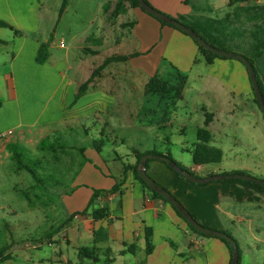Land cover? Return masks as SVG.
I'll return each mask as SVG.
<instances>
[{
	"label": "crops",
	"instance_id": "obj_1",
	"mask_svg": "<svg viewBox=\"0 0 264 264\" xmlns=\"http://www.w3.org/2000/svg\"><path fill=\"white\" fill-rule=\"evenodd\" d=\"M119 1L123 2L125 12L117 14ZM162 1L148 0L156 9L163 10L175 19H185L181 12L178 16L175 15L170 8L162 4ZM181 1L175 0V3ZM257 2L262 3V0L247 3V6L250 7L252 3ZM182 3L196 9L189 0ZM103 8L108 11L105 28L97 40L98 44L84 46L85 56L97 57L102 50L122 47L123 40L128 42L129 39L135 38L138 47L134 53L138 54L137 57L126 62L110 64L124 65L117 74H120L118 81L123 83L125 88L131 89L142 74H147L150 78L157 76L169 85L178 84L180 77H185L182 97L178 99L176 106L179 111L177 121L181 133L184 135L191 124L197 123L198 126L200 123L198 131L205 129L210 136L206 146L220 151L223 156L214 166L194 164V167L188 169L189 172L198 178L243 173L241 175L264 180V114L254 101L255 95L246 66L235 59H215L212 64H207L192 37L170 26L162 25L140 8H131L124 0H109ZM239 20L244 23L246 19ZM224 22L229 25L236 24L235 21ZM109 25L113 27L117 25L118 28L108 31ZM33 30H36V27ZM46 41V38L28 41L24 36L16 37L14 40L18 52L12 65L15 66L25 46L31 42L29 48L33 63L31 65L30 62L28 67L34 68L35 71L41 70L42 80L44 79L46 83L55 80L51 88L53 84L56 86L53 87L49 99L51 102L57 100V105L50 108L46 104L36 117H31L35 112L28 106L26 109L18 107L19 111L15 117L2 115L9 104L17 107L21 100L15 76L11 78L10 75H6L12 92L9 100L0 108V135L9 131L13 134L0 141L2 173L8 171L5 170L8 160L13 161L7 145L13 142L12 138L16 134L14 129H23L19 132L18 139L30 140L42 135L47 129L51 130L50 125L68 124L77 118L76 112L83 111L91 105L93 107L99 99L108 97L102 86L97 88L91 85L88 93L75 106L69 108L83 83L73 84L66 81L67 77L63 76V73L67 69L71 70V67L68 68L65 62H53L51 55L46 64L35 63L38 50ZM88 41L89 38L85 39L84 43ZM244 41H248V36L238 39L236 43ZM228 46L234 48L235 45L229 43ZM113 56L120 55L113 54L110 57ZM109 66L103 70L101 79L108 72ZM256 69L264 85V54L256 64ZM60 90L62 93H59ZM149 96L161 100L160 95ZM198 112L205 116L207 113L213 115L208 125L207 117L206 119L194 117ZM168 119L169 117H151L149 127L153 130L151 137L154 144H148L143 151L130 149L129 153L122 157L115 153L114 156H107L105 160L101 156L104 147L101 153L95 148L88 150L75 147L52 151L54 155L61 152L70 156V152L76 149L82 155L81 159L83 158V161L78 163V172L83 177L72 178L70 187L63 190L59 199L65 218L38 240L26 241L24 244L11 240L4 243L5 245L1 242L0 264H230L231 254L225 243L218 238H206L194 233L169 203L153 197L135 179L132 171L125 170L126 165L136 163V151L141 153L152 151L156 147L155 143H161L156 129L173 127ZM161 121L165 125L160 128ZM39 126H45L46 129L42 128L43 130L38 133L35 130ZM198 131L197 143L191 145L193 148L202 143L199 141ZM166 145L172 144L166 142ZM165 151L158 152L171 153L169 149ZM192 151L189 150L187 153L191 155ZM67 158L69 159L66 170L70 171L74 166V159L71 156ZM206 166L209 167L204 172ZM14 169L22 171L17 166ZM147 173L183 204L196 219L213 230L227 233L228 225L232 224L234 228L237 221L241 225L249 226L252 219L261 216L259 211L264 205V191L248 182L229 180L195 184L179 177L167 165L156 159L148 164ZM116 187L119 189L112 191ZM94 190L108 193L100 195L94 207L82 213L88 206ZM5 202L0 203V217L11 209V204L6 199ZM30 205L28 208H34V204ZM96 209H107V216L95 219L93 211ZM43 212L44 208L41 207V216ZM149 231L153 246L150 254L147 253ZM85 249L93 254L92 257L81 254Z\"/></svg>",
	"mask_w": 264,
	"mask_h": 264
},
{
	"label": "rangeland",
	"instance_id": "obj_2",
	"mask_svg": "<svg viewBox=\"0 0 264 264\" xmlns=\"http://www.w3.org/2000/svg\"><path fill=\"white\" fill-rule=\"evenodd\" d=\"M63 1L0 0V22L8 23L15 30H19L22 34L20 37L24 36L28 41L35 38H46L47 41L43 44L47 47L49 58L51 55L53 62H65L68 68L71 67V70L67 69L63 76L67 77L66 81L73 84L87 81L92 72L113 54L120 56L137 54L134 53L138 47L137 42L135 38H132L128 42L123 40L122 47L102 50L97 57L85 56L83 51L85 45L90 46V44L99 43L97 40L105 28L106 14H108L103 6L109 0H74V2L68 0L69 3L61 14ZM182 1L175 3V0H163L162 4L170 8L177 16L181 12L185 16L184 22L187 24L198 22L205 26L209 25L210 19H221L232 23L239 21L235 27L240 29L244 26L239 19L249 15L248 8L250 7L247 6V3H240L239 6L231 7L229 0H189L191 5L196 8L192 9L191 6L185 5ZM124 3L128 4L126 0ZM253 5L256 7L264 6V0L262 3H252L250 6ZM158 11L172 17L164 13L163 10L159 9ZM229 26L231 27V25ZM35 27L36 30H33ZM116 28H118L117 25L114 27L109 25L107 30L111 31ZM15 36L10 28H0V99L3 103L8 101L12 92L6 75H10L11 78L15 76L17 90L21 96L19 106L9 104L3 110L2 115L15 117L19 111L18 107L26 109L28 106L35 112L34 116L31 117H36L46 104L50 108L56 107L57 100L51 102L49 99L53 87L56 86L53 84L51 88V84L55 80L46 83L44 79L42 80L41 70L35 71L34 68L28 67L30 62L31 65L33 63L29 48L31 42L25 46L21 57L15 62V66L12 65L18 52L14 42L17 37ZM87 38L89 41L85 44L84 40ZM62 44L64 46H61ZM225 48L227 50L232 49L228 45ZM35 63H37L36 57ZM122 67H124L123 64L110 65L108 72L102 79L103 71H101L100 75L94 79L92 87L99 88L102 86L108 97L99 99L93 104L95 105L93 107L91 105L83 111L76 112L77 118L75 120L73 119L64 125H50L51 130L47 129L42 135L40 134L30 140L18 139L17 136L22 128L14 129L16 134L12 141L26 149L24 163L35 170L38 180H35L26 170L14 169L16 163L11 160H8L5 166V170H8L6 173H2L0 169V203L5 202L6 199L11 204L10 211L7 210L5 215L0 217V243L6 244L11 240V242L17 241L24 244L26 241L38 240L42 235L45 236L65 218V212L61 200H59L63 190L70 187L72 178L83 177L78 172V163L83 159H81L82 155L76 149L71 150L69 155L74 159V166L68 171L66 170L69 159L67 157L70 156L61 152L54 155L52 151H40L39 144L45 138L44 146L48 147L52 144L60 150L71 149L70 147L90 150L95 148L96 142L102 140L105 144L101 156L106 160L109 155L114 156L117 153L122 157L129 153L128 150L130 149L143 151L148 147V144H154L152 143L153 137H151L153 130H150L149 120L151 117H169L168 120L171 121L173 127L156 129L161 143H155V149L162 152L169 149L173 159L177 160L182 167L187 168V171L195 166L191 155L187 152L194 150L191 145L197 143L196 133L200 128V123L198 126L197 123L191 124L185 134L182 135L180 124L177 121V117H179V111L176 108L178 99H176L174 92V87L177 84H174L175 86L170 85V92L166 96H161V100L153 99V96L144 94V84H147L150 76L142 74L134 86L127 89L123 83L118 81L120 74L117 73L123 69ZM63 89L64 87H62ZM62 90L59 93H62ZM72 107V105L69 106V108ZM69 112L74 113V111ZM194 117L206 119V116L200 112L196 113ZM159 124L160 128L165 125L163 121ZM40 127H37L35 131L39 133L40 130L46 129L45 126ZM166 142L172 145L168 146ZM182 147L187 149H182ZM56 158L59 160L57 161ZM210 164L214 166L216 163ZM208 167H204V172ZM262 190L264 191V189ZM30 202L34 204V208H28ZM41 207L44 208L43 216H41ZM259 213L260 218L252 219L249 226L241 225L236 221L234 223L236 227L233 228L232 224L226 227L227 234L232 235L243 249V264H264V205ZM197 220L199 221V219ZM199 223L203 225L200 221ZM203 226L207 227L206 225Z\"/></svg>",
	"mask_w": 264,
	"mask_h": 264
},
{
	"label": "trees",
	"instance_id": "obj_3",
	"mask_svg": "<svg viewBox=\"0 0 264 264\" xmlns=\"http://www.w3.org/2000/svg\"><path fill=\"white\" fill-rule=\"evenodd\" d=\"M126 1L130 4L131 8H140L143 12L150 15L148 12H146L144 9H142L140 7L138 0H126ZM145 1L147 3H149L148 0H145ZM254 1H256V0H229V5L231 7H233V6L240 4V3H250V2H254ZM67 5H68V0H64L63 1V7L61 9V14L66 9ZM248 9H249V15L245 18L246 20L243 23L244 25L242 24V26H244V27H240V29L238 27H235L238 22H236V24H234V25H231V27H230L228 25V23H225L222 20L220 21V20H215V19H210L208 21L209 25H205V26L200 25L198 22L194 23V24H187L186 22H184V18H179L177 20L182 22L183 24L187 25L191 29H193L205 41H207L209 44H211L213 47H215L217 49L227 50L225 48L226 45H228L229 43L234 44L235 45L234 48H232L231 50H227V51L239 53V54L245 56L250 61V63L253 65V67L255 69V72L257 75V80H258V83H259V86H260V89H261V92H262V95L264 98V85L260 81V78H259V75H258V72L256 69V64L258 63V61L262 58V56L264 54V6L256 7V5L255 6L253 5L252 7L250 6V8H248ZM117 10H118L117 14L125 12V7H124L122 1L118 2ZM150 16L153 17L152 15H150ZM153 18H155V17H153ZM155 19L158 20L164 26H170L176 30L181 31L185 35H188L186 32H184V31H182V30H180V29H178V28H176L170 24H167L163 21H160L157 18H155ZM233 27H235V28L233 29ZM0 28H10L11 31H13L17 37L22 36V34L19 30H15V28L12 27L11 25H9L8 23L0 22ZM188 36H190V35H188ZM245 36H248V41H244L242 43H236V41L238 39H241L242 37H245ZM196 44L199 46V50H200L201 54L203 55V57L205 58L207 64H212L215 59H223V60L228 59V58L219 57V56L215 55L214 53L206 50L198 42H196ZM137 55L138 54H134V55H130V56H113V57L107 58L104 61V63L101 66H99L92 73L91 77L79 87L78 92L76 93L74 101L72 103V106H74L78 102V100H80L83 96H85L88 93L90 86L94 83V79L97 78L100 75L101 71H103L107 66H109L110 64H112L114 62H126L129 59L136 57ZM48 59H49V53L47 51V47L45 46V44H41V46L38 50V54L36 56V62L40 65H43V64H46L48 62ZM185 83H186L185 77H180L178 84L174 87L176 99H180L182 97V92H183ZM169 86L170 85L168 82H165V81L159 79L157 76H153L149 79V81L145 85L144 94L147 96L148 95L166 96L170 92ZM253 91H254V89H253ZM254 95H255V91H254ZM254 101L257 104V106L259 107V109L261 110L256 95H255ZM2 106H3V101L0 99V108ZM206 117H207L206 125H208L210 123V118H212L213 115L207 113ZM198 134H199V141L202 143L195 145L194 150L191 152L193 163L195 165L199 166V165H206V164H210V163L220 162L222 160L221 152L218 150H213V149L206 146V144L209 142V138H210L208 131H206L205 129H200L198 131ZM45 139H43L42 142L39 144L40 151H53V152H55L57 149L56 146H54L52 144H50V146H48V147H46V145L44 146ZM104 144L105 143L102 140L100 142L98 141L95 143V148L97 149V151L99 153H101V150H102ZM7 149L11 153V159L16 163V166L20 169L26 170L28 173H30L33 176V178L35 180H38V175L35 172V170L31 169V167L25 165V163H24V160H25L24 153L26 154V149L24 147L20 146L19 144L14 143V142L9 143L7 145ZM80 151H83V149H80ZM150 154L157 155V156H167L170 159L174 160L171 153L163 154V153L158 152L157 149H153L152 151H147L145 153H141V152L136 151L135 152L136 163L134 165H126L125 170L132 171L135 179L137 181H139L144 186V188L146 190H148L153 195V197L158 198V199H160L166 203H169L160 194H158L157 192L152 190L139 176L138 170H139V167L141 165V160L145 155H150ZM152 160L153 159H149L147 161V167H148V164ZM160 162H162V161H160ZM162 163L167 165L165 162H162ZM177 164L184 171H187L178 162H177ZM169 168L173 172H175L179 177L183 178L179 173L174 171L171 167H169ZM236 174H243V173H236ZM232 181L248 182V183L256 185L257 187H259L261 189H264L263 186L257 185L255 183L250 182V181L238 180V179H233ZM118 189H119V187H116L112 191H115V190L117 191ZM112 191H110V192H112ZM105 193H108V191L94 190V194H93L88 206L86 207V209L82 213H86L89 210H91L94 207V204H95L97 198L100 195L105 194ZM171 206L176 211V213L189 225V227L191 228V230L194 233H196L202 237L214 238V237H211L208 235H203V234L199 233L198 231H196L187 222V220L180 214V212L173 205H171ZM93 216L97 220L104 218L107 216V209H96L93 211ZM197 222H199V221L197 220ZM218 239L221 240L223 243H225L226 246L228 247L229 252L231 254V261H230V264H231L232 258H233V246H232V244L230 242L224 240V239H220V238H218ZM237 246H238L239 256H240L238 264H243V249L240 247L238 242H237ZM152 251H153V246H152V241H151V232L149 231L147 234V253L150 254V253H152ZM81 254H83L87 257H92V255H93L92 253H88L87 249L82 250ZM0 255H1V252H0Z\"/></svg>",
	"mask_w": 264,
	"mask_h": 264
},
{
	"label": "water",
	"instance_id": "obj_4",
	"mask_svg": "<svg viewBox=\"0 0 264 264\" xmlns=\"http://www.w3.org/2000/svg\"><path fill=\"white\" fill-rule=\"evenodd\" d=\"M140 7L144 9L146 12H148L153 17L159 19L160 21H163L167 24H170L184 32H186L188 35H190L196 42H198L203 48L206 50L214 53L215 55L223 58L228 59H235L240 62H242L249 73V77L251 80L252 87L255 91V95L258 99L261 111L264 114V98L257 80V75L255 72V69L253 65L250 63V61L243 55L236 53V52H229L227 50L217 49L213 47L211 44H209L207 41H205L197 32H195L193 29L188 27L187 25L183 24L182 22L178 21L177 19L173 17H169L154 7H152L149 3H147L145 0H138ZM149 159H157L159 161L165 162L169 167H171L174 171L179 173L184 179H186L189 182L195 183V184H207L211 182H221V181H229L233 179L238 180H246L250 181L252 183H255L257 185H261L264 187V180L257 179L250 175H241V174H235V175H218V176H212L207 178H198L194 176L189 171H184L181 167L178 166L177 162L175 160L170 159L167 156H157V155H145L141 160V165L139 167L138 173L141 179L155 192L160 194L165 200H167L171 205H173L180 214L187 220V222L199 233L203 235H208L214 238H220L224 239L228 242H230L233 246V258L231 264H238L239 263V250L237 246V240L221 231L213 230L210 228H207L203 225H201L197 220L192 216V214L185 208L183 204H181L169 191L164 189L161 185L157 184L147 173V161Z\"/></svg>",
	"mask_w": 264,
	"mask_h": 264
},
{
	"label": "built area",
	"instance_id": "obj_5",
	"mask_svg": "<svg viewBox=\"0 0 264 264\" xmlns=\"http://www.w3.org/2000/svg\"><path fill=\"white\" fill-rule=\"evenodd\" d=\"M61 46H64V44H62ZM12 134H13V132H12V131H9V132H7V133H5V134H3V135H0V141H1L2 139L7 138L8 136H11Z\"/></svg>",
	"mask_w": 264,
	"mask_h": 264
}]
</instances>
